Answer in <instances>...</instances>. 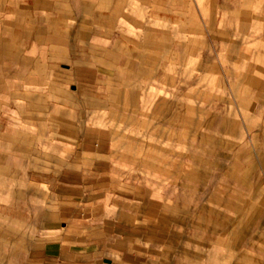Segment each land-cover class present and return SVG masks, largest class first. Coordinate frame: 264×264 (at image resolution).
Wrapping results in <instances>:
<instances>
[{"label":"rangeland","instance_id":"1","mask_svg":"<svg viewBox=\"0 0 264 264\" xmlns=\"http://www.w3.org/2000/svg\"><path fill=\"white\" fill-rule=\"evenodd\" d=\"M0 264H264V0H0Z\"/></svg>","mask_w":264,"mask_h":264}]
</instances>
